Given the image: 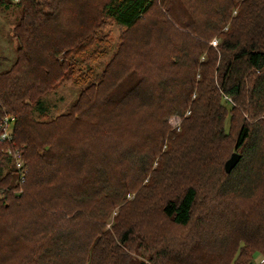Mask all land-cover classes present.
I'll return each instance as SVG.
<instances>
[{"label": "trees", "instance_id": "1", "mask_svg": "<svg viewBox=\"0 0 264 264\" xmlns=\"http://www.w3.org/2000/svg\"><path fill=\"white\" fill-rule=\"evenodd\" d=\"M13 5L16 55L0 69V121L14 117L11 145L21 151L27 174L15 193L16 169L5 153L10 144L0 138V264H132L134 255L138 264H253L256 254L262 264L264 0ZM74 5L81 8L76 15ZM153 8L168 44L163 64L122 62L118 50L108 76L106 70L84 87L66 111L40 117L42 97L95 55L92 47L102 42L98 18L125 29L123 47L125 31ZM214 36L217 46L210 43ZM131 37L149 49L148 40ZM152 107L159 110L156 131L125 124ZM185 111L179 130L171 128L169 115ZM118 123L138 140L123 138ZM232 140L240 157L226 172ZM143 177L144 207L125 217L124 195ZM107 200L108 210L121 206L105 228Z\"/></svg>", "mask_w": 264, "mask_h": 264}, {"label": "rangeland", "instance_id": "2", "mask_svg": "<svg viewBox=\"0 0 264 264\" xmlns=\"http://www.w3.org/2000/svg\"><path fill=\"white\" fill-rule=\"evenodd\" d=\"M86 1L88 4L93 5L98 0ZM174 7L176 10H180V6L178 4H175ZM75 8L76 7L74 5L72 14L76 15L81 10V8ZM17 14L18 8L15 5H0V69L10 64L16 55V43L12 38L11 28L16 21ZM97 21L98 27L96 34L97 36L102 37V42L92 47L95 55L92 56L84 66L71 70L68 75H65L57 85H55L42 97V99L45 100L44 104L46 106V115H41V118L49 119L59 113L66 111L68 107L77 99L80 91L84 87L87 85H93L97 82L98 78L107 70V66L110 63L112 56L118 50V58L122 62L126 61L127 59H136L137 61L149 60L152 63V66L161 65L165 62L168 44L165 38L164 30L162 29L161 17L157 8H153L147 15H145L133 30L125 31V40L123 42L125 45L123 47H119L118 45H120V35L124 34L125 29L106 17L98 18ZM223 29H226V26H224ZM134 32L136 33V36L145 38L150 42L149 49L143 45H140L138 40H135L131 37V35H135ZM213 39H216V44L211 42ZM211 41L210 43L212 46H217L219 37L214 36ZM113 66L117 65H109V67ZM110 69L111 68L107 70L106 76H108ZM77 70L80 71L77 72ZM91 90H93V88H91ZM149 112L151 115H148ZM187 112L188 111L182 113L178 112V114H170L166 122L171 128L178 131L182 117L188 114ZM35 115L38 114L36 113ZM158 115L159 110L152 107L148 111L140 112L138 119L135 115H133L132 118H129L125 122V124L138 127L139 124L143 123L145 128L156 131L158 127ZM117 131L123 136V138L131 139L133 141L138 140V135L135 131H126L119 123L117 124ZM236 131V126L231 127L230 135L233 139ZM233 146L232 140L224 160L229 157L233 150L239 152L238 150L234 149ZM103 152L104 150L101 153ZM135 174V170L130 171V175ZM114 175L116 176L115 181L117 178H121L119 171H117V173ZM155 176L154 178H156ZM141 180V183H138V185L133 190L124 195V199L130 201L125 213V217H129L130 213H136L142 207H144L142 205H144L146 202L145 197L146 193L148 192L138 191V186L140 184L143 185V183H146L148 180L144 177ZM133 183V181H130V184ZM120 198H123V196ZM107 205L108 200L105 203V207L103 209L105 228H108L112 225L114 218L118 214L119 208L121 206L120 203H114L113 206L108 210ZM199 211V207H195V212L198 213ZM137 218L139 219V215H137ZM146 220L147 219L142 216L141 224L145 223ZM133 257L134 261L132 264H138L141 257L138 255H134ZM258 258L259 254H256L253 258V264H256L255 261ZM262 264H264V262Z\"/></svg>", "mask_w": 264, "mask_h": 264}, {"label": "built area", "instance_id": "3", "mask_svg": "<svg viewBox=\"0 0 264 264\" xmlns=\"http://www.w3.org/2000/svg\"><path fill=\"white\" fill-rule=\"evenodd\" d=\"M0 1H5L15 4L20 0H0ZM211 42L213 44H216L217 41L216 39H213ZM13 122H14V117L5 114V116L0 121V138L10 144L9 146L6 147L5 153L10 158L12 165L16 169L15 173H16L17 187L14 188V192L19 194L23 191V185L26 180L27 167L25 166V161L23 159L21 151L14 148V146L11 145L12 135H13V125H14Z\"/></svg>", "mask_w": 264, "mask_h": 264}, {"label": "water", "instance_id": "4", "mask_svg": "<svg viewBox=\"0 0 264 264\" xmlns=\"http://www.w3.org/2000/svg\"><path fill=\"white\" fill-rule=\"evenodd\" d=\"M240 155L237 152H232L224 163V169L229 172L234 165L238 162Z\"/></svg>", "mask_w": 264, "mask_h": 264}]
</instances>
